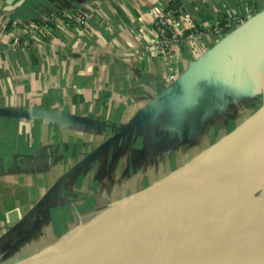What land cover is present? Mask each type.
<instances>
[{
	"label": "crops",
	"instance_id": "1",
	"mask_svg": "<svg viewBox=\"0 0 264 264\" xmlns=\"http://www.w3.org/2000/svg\"><path fill=\"white\" fill-rule=\"evenodd\" d=\"M167 8L243 23L161 50L153 19ZM262 21L264 0H0V264L172 177L262 111L264 31L248 41Z\"/></svg>",
	"mask_w": 264,
	"mask_h": 264
},
{
	"label": "water",
	"instance_id": "2",
	"mask_svg": "<svg viewBox=\"0 0 264 264\" xmlns=\"http://www.w3.org/2000/svg\"><path fill=\"white\" fill-rule=\"evenodd\" d=\"M264 31V21L248 41ZM197 171L175 175L97 216L30 264H264V109ZM252 120V119H251ZM243 152V153H242ZM27 261V260H26Z\"/></svg>",
	"mask_w": 264,
	"mask_h": 264
},
{
	"label": "built area",
	"instance_id": "3",
	"mask_svg": "<svg viewBox=\"0 0 264 264\" xmlns=\"http://www.w3.org/2000/svg\"><path fill=\"white\" fill-rule=\"evenodd\" d=\"M222 19L224 20L215 19L210 25L200 24L192 17L181 14L178 8H167L153 19L156 31L154 44L164 50L171 44L180 43L185 39H199L204 34L223 36L243 23L242 18L233 13Z\"/></svg>",
	"mask_w": 264,
	"mask_h": 264
},
{
	"label": "bare ground",
	"instance_id": "4",
	"mask_svg": "<svg viewBox=\"0 0 264 264\" xmlns=\"http://www.w3.org/2000/svg\"><path fill=\"white\" fill-rule=\"evenodd\" d=\"M252 120H249L244 126H242L239 130H237L232 136L229 138L225 139L220 145L214 147L213 149L203 153L193 164L190 166L184 167L181 169L177 174H175L174 178H180L187 176L198 169H200L206 162L214 158L219 152H221L223 149L227 148L232 142L233 139L237 138L241 132L244 130L246 126H248ZM264 145V135H260L257 138L253 139L250 143H248L245 147L242 148V151L247 154H253L255 153L259 148ZM242 152V153H243ZM17 264H30V262L27 261H22Z\"/></svg>",
	"mask_w": 264,
	"mask_h": 264
},
{
	"label": "rangeland",
	"instance_id": "5",
	"mask_svg": "<svg viewBox=\"0 0 264 264\" xmlns=\"http://www.w3.org/2000/svg\"><path fill=\"white\" fill-rule=\"evenodd\" d=\"M264 195V188L258 190L255 194L247 198V201H254L258 199L260 196Z\"/></svg>",
	"mask_w": 264,
	"mask_h": 264
},
{
	"label": "trees",
	"instance_id": "6",
	"mask_svg": "<svg viewBox=\"0 0 264 264\" xmlns=\"http://www.w3.org/2000/svg\"><path fill=\"white\" fill-rule=\"evenodd\" d=\"M220 19H222V18H220ZM222 20H224V19H222Z\"/></svg>",
	"mask_w": 264,
	"mask_h": 264
}]
</instances>
